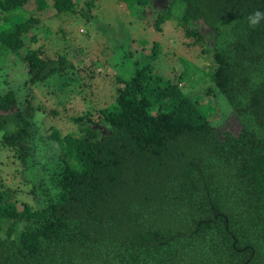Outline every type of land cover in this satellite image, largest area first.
I'll return each mask as SVG.
<instances>
[{"label":"trees","instance_id":"16d2710c","mask_svg":"<svg viewBox=\"0 0 264 264\" xmlns=\"http://www.w3.org/2000/svg\"><path fill=\"white\" fill-rule=\"evenodd\" d=\"M50 1L56 16H93L94 0L80 9L76 0H0V54L17 57L28 85H53L52 76L73 77L69 69L83 65L95 72L78 50L75 60L69 49L46 54L34 29ZM119 1L140 6L141 17L159 2ZM256 10L264 0H170L155 19L160 30L178 13L201 50V28L213 32L207 83L226 98L237 131L152 76L158 42L129 79L117 78L111 107L76 117L72 133L51 126L50 164L31 144L44 134L35 131L32 89L0 93V148L43 179L30 202L0 182V264H264V20L247 23Z\"/></svg>","mask_w":264,"mask_h":264},{"label":"rangeland","instance_id":"374dc122","mask_svg":"<svg viewBox=\"0 0 264 264\" xmlns=\"http://www.w3.org/2000/svg\"><path fill=\"white\" fill-rule=\"evenodd\" d=\"M76 1L79 9L85 7L87 2ZM158 1L149 8L148 14L141 17L140 6L128 10L119 0H94L90 8L93 16L86 20L73 14L54 15L55 9L50 1L49 6L39 15L42 22L34 29L40 42L44 44L46 54L57 57L69 49V57L75 60L73 53L78 50L83 63L93 66L95 72L91 74L90 69L83 65L76 71L69 69L72 72L70 76L73 77H60L59 74L52 76L48 80L53 82L55 78L53 85H28L25 81L28 73L26 69L21 72L17 57L13 55L5 62L3 54H0V93L13 89L29 94L32 89L30 104L33 107L39 105L32 109L34 118L39 119L35 131L40 130L44 134L41 141L37 136L31 139V144L38 143L36 159L41 160V163H47L45 157L54 151L45 141V137L48 138L52 132L51 126L57 128L62 135L72 133L77 129L74 121L76 117L89 112L95 114L101 107H111L118 84L117 78L129 79L134 73V62L145 55L150 56L154 42H158L161 49L151 62L152 76L163 77L162 83L166 80L177 83L184 94L198 101L203 111L213 119L215 126H229L233 131L239 129V123L226 98L217 91H209L206 72L211 62V54L206 50L211 47L213 32L208 30L204 33L201 28L205 38L204 50H201V45L184 35L185 29L179 24L176 18L178 13L175 11L170 20L161 24L160 30L156 29L158 11L163 10L170 0ZM26 7L33 9L34 2L29 1ZM61 28L66 32L65 37ZM24 52L22 49L21 53ZM142 60L147 61L144 57ZM182 72L184 73L181 76ZM62 80L65 81L63 84ZM32 111L29 110V115H32ZM48 144L51 145V142ZM0 152V182L15 190L16 197L20 200L30 202L28 190L35 185L36 191L40 193L42 176H36L35 171L30 173L29 166H24L25 161H15L11 153L8 156L1 148ZM25 179L29 184L24 183Z\"/></svg>","mask_w":264,"mask_h":264},{"label":"clouds","instance_id":"9594fccd","mask_svg":"<svg viewBox=\"0 0 264 264\" xmlns=\"http://www.w3.org/2000/svg\"><path fill=\"white\" fill-rule=\"evenodd\" d=\"M264 20V11L256 10L247 16V23L249 27H255Z\"/></svg>","mask_w":264,"mask_h":264}]
</instances>
